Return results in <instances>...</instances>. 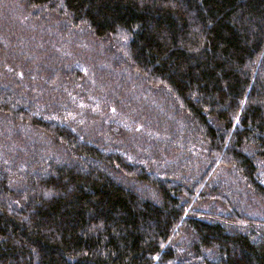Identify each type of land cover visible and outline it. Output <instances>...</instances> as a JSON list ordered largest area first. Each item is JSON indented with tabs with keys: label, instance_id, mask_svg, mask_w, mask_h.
Listing matches in <instances>:
<instances>
[{
	"label": "trees",
	"instance_id": "1",
	"mask_svg": "<svg viewBox=\"0 0 264 264\" xmlns=\"http://www.w3.org/2000/svg\"><path fill=\"white\" fill-rule=\"evenodd\" d=\"M15 2L0 0V264H264V0ZM22 11L60 34L27 41ZM72 38L102 61L67 80L74 121L44 122ZM120 82L145 89L123 105L150 130L134 146L103 116L78 122Z\"/></svg>",
	"mask_w": 264,
	"mask_h": 264
},
{
	"label": "rangeland",
	"instance_id": "2",
	"mask_svg": "<svg viewBox=\"0 0 264 264\" xmlns=\"http://www.w3.org/2000/svg\"><path fill=\"white\" fill-rule=\"evenodd\" d=\"M13 1H14V6L17 7L15 0H13ZM11 7H13V3L11 5ZM17 16H19V22L21 23V26H18V28H20V30H25L24 36H25V39L27 41H30V42L33 41L34 42V40L36 38H40L43 42H45L46 40L50 39L51 32H54V33L57 32V34H60V32L58 31V26H56L55 23H53L54 18H52L49 21H45L49 27V30H50V31H48V30H42V27L40 26V24H41L40 18L35 19V18L31 17L29 14H25V12H23V11L17 12ZM43 27H45V26H43ZM25 39H23V40L26 41ZM72 44H74V45L76 44V47L75 46L70 47V50H68V52H67V57L71 59L72 63L74 61V64L72 66H68L66 71L63 72V74L57 73L59 79L63 76L62 81H63V83H65L64 86L67 87V88L64 87V91L61 95V99L63 100V102H58L57 108L55 105L54 106L55 110H51L48 115L44 116V118H45L44 122H46V120H48V119H52L55 117L54 119H56L57 124H59L58 120L61 119L62 113L65 114V120L67 122H70V121L73 122L74 121L75 114H73V112H72V105H73V103L75 105V103L78 102L77 99L79 98L78 94L74 93V91L78 92V93H79V91L73 90V88H71V87H69V89H68V83L69 82L67 83V80L68 81L71 80V82H70L71 85H72V81L78 85H81V81H84L85 79H87L86 82L90 81V79L93 78L95 72H97L96 66L99 67L98 62L102 61L100 52H98L97 43L90 42L86 39L75 41L72 38ZM41 45H42V43H40V42H38V45H36V44L32 45L30 43L29 49L32 50L33 52H35L36 50H38L39 46H41ZM83 58L90 63L88 70L86 68V66H87L86 63H83V61H84ZM57 63L58 62H56L55 64L53 63L54 67H57ZM54 67H53V69H54ZM55 72L56 71H54V73ZM84 76H85V78H84ZM11 80H13V79H11ZM78 85H77V88H80V86H78ZM119 86L120 87L118 88V91L116 90L115 92H113V95L114 94H116V95L112 96V98H110L111 96H109L107 94L105 96H102L103 95L102 90L100 91L96 87L92 88V90L90 91L91 96L87 97L88 100L90 102H92V104H93L92 109H91L92 111L90 110L89 112L88 111L81 112L80 117L83 118V119L81 118L82 123L80 120L78 122L80 125L82 124V126H83L84 121L86 119H88V117L92 116V117L96 118L97 119L96 122L99 123V121L101 120V116H103V118L104 119L106 118L105 120H107L106 121L107 125H109V126L111 125V127L115 128L116 130H118L122 127L124 129V131H127V134L129 133V135L127 136L128 137L127 139L130 140L132 142V145L134 146L137 143V141H139L140 139H142L146 135L145 130H148V133L150 132V130H149V127H146V129L143 128V131H140V129H142V128L138 127L139 129L137 131H135L134 130L135 123H133V121L135 120L136 116L133 115L131 109H130V111H131V113H130V111H128L126 108H124L123 105L125 104L126 101L130 102L132 97H133V99H132L133 104H134V102H137L139 99L141 101L143 99L142 96L144 97V92H142V91H145V89L142 90L141 93L138 94L136 99H134L136 97V95L133 96L132 94H129L128 91L124 90V88L121 85V82H120ZM66 89L69 90L71 98L68 95V93L65 91ZM121 89H123V90H121ZM119 94H121L123 97L122 98L123 101H121V103L119 100L120 99ZM13 95L15 97L16 93H13ZM116 96H118V101H116L112 107L108 106V110H106V107H104V105L106 104V102H109L108 98L110 100H116ZM45 98H46V96H45ZM71 101H72V103L69 106H67L68 102H71ZM90 102H88V103L90 104ZM62 104H64V106H62ZM80 106H82V107L85 106L84 101L81 100ZM24 107H26L28 109L27 105H25ZM90 107L91 106L88 105V109H90ZM44 108L41 111H43ZM55 125H56V123H55ZM40 139H42V138H40ZM41 141H43V140H41ZM137 147H140V146L138 145ZM130 148H132L134 150L140 149V148L135 149V147H132V146Z\"/></svg>",
	"mask_w": 264,
	"mask_h": 264
}]
</instances>
